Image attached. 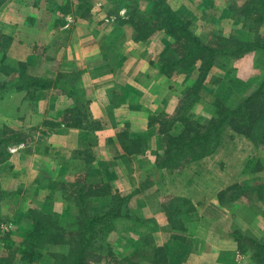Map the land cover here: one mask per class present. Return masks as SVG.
Wrapping results in <instances>:
<instances>
[{
    "label": "rangeland",
    "instance_id": "1",
    "mask_svg": "<svg viewBox=\"0 0 264 264\" xmlns=\"http://www.w3.org/2000/svg\"><path fill=\"white\" fill-rule=\"evenodd\" d=\"M87 1L89 3L92 1L95 5L94 0H76V2L68 0L66 10L69 12L73 10L69 4L79 5L81 6L80 11H76V14L82 20H88L90 4ZM150 1L155 0H114V10L107 11L108 15L104 17L114 16L119 12V7L129 6L128 11L132 22L128 30L135 35L133 26L138 20L149 23L152 17ZM160 2L165 3L171 9L168 1ZM202 7H204L203 12L189 13L190 21L183 19L188 29L202 42L215 48H222L228 44L257 43L264 45V0H207ZM149 31L152 32L150 37H159L157 43L159 46H162L163 42L160 37L169 38V44L173 43L164 29L155 28ZM61 40L58 39L55 44H52L47 54L44 51L38 52L47 55L46 65H49L48 62H53L54 57L61 52L58 48ZM9 46L8 42L3 43L4 49ZM169 46L165 45V49H162L157 56L158 67H161L162 63L171 61L172 57L169 53L166 54ZM4 49L0 43L2 57L6 52ZM65 53L63 52L58 57H62ZM2 60L0 71L3 67ZM53 66L54 63L51 64V67ZM34 69L35 72H40ZM176 71L172 70V73L163 74L167 80L164 85L168 86L169 96H175L178 92L176 109H168L172 105L169 102L165 106V110L173 112V115L167 114L168 120L165 119V124L167 128L171 127L169 134L171 138H176V141L171 145L170 138L167 142L162 137V140L157 143L160 153L157 156L149 155L152 161L164 170L160 172V177H156L159 180L158 186L163 188L164 193L160 195V199L154 201L152 208L150 206L142 210V206L139 207V201L136 202L141 195L140 190L126 189L118 178L109 180L99 177L101 181L97 182L98 175L91 176L87 180L82 179L76 190L75 181L69 180L71 185L60 190L61 194H58L57 190L61 182L52 178L47 180L46 185L41 182V185L27 187L28 189L14 195L13 200V197H6L2 206L0 203V208L3 209V211L0 209V213L2 212L0 256H5L3 259H7L5 264H18L8 257L7 254L10 252L6 249L5 240L11 241L12 247L17 245L24 232L31 226V222L25 217L30 209L56 219L55 231H59L57 240L41 244L42 264H68V262L71 264V261H76L78 251L74 248V243L78 241V233L86 227L83 216L91 214L102 216L106 212L112 215L117 211H120L122 217L113 220L105 217L93 229L94 234L86 253V264H196L199 262L201 264H258L255 261L257 251L255 246L264 245V90L259 91L253 106L250 105L253 102L251 101L241 113L229 118L233 119V124L236 122L240 127L235 124L238 128L234 131L227 125L223 126L216 145H207L206 150L209 152L201 158H198L193 147L192 150L185 149L179 152L183 156L178 158L175 164L174 155L180 149L176 145L181 141L179 137L183 134L186 123L173 122L169 126V119H173L176 115L179 116L176 114L179 107L180 115L188 116L190 120L208 121L211 117H215L214 102L224 95L226 98L221 101L222 107L235 110L264 82V49L250 51L239 57L219 55L202 87L195 94V102L191 106H189V101L194 96L184 98L182 95L193 88L198 72L192 70L186 74ZM11 79L9 75H0V95H3L2 101L6 103L15 99L12 90H6ZM22 80L25 83V78ZM55 99L57 102H62V99ZM181 99L182 104L180 105L178 103ZM49 100L52 101V99ZM24 101L26 104L29 102L30 105L33 103L32 98L26 97ZM29 112H32V109L24 108L22 117L25 118ZM33 112L36 118L42 109H35ZM14 116L9 106L0 105V164L8 158L7 152L13 151L11 148L13 144L34 136L32 129L26 126L27 121L24 120L21 123L24 125L21 129L18 126L20 123L14 122ZM165 116L161 115L159 119L163 120ZM197 124L200 122L198 121ZM239 128L244 132H240ZM191 129L192 127H188L190 133H196ZM13 134L18 137L14 138ZM161 136H163L162 133ZM170 151H172L171 154ZM150 157L142 158V160L147 163ZM192 158L195 162L183 163L179 168L181 161ZM170 159H173V164ZM177 164H180L178 168L175 166ZM83 183L86 185L81 188L84 189L82 197L86 201L85 208L80 206L81 196L78 197L77 194V190ZM146 186L148 182L141 190ZM174 194L187 197L185 199L180 196H168ZM47 195H50V198L45 200ZM208 200L213 201L217 206L213 204L210 210L208 208L202 210V207L208 204ZM4 203L6 210L3 207ZM11 203L13 209L16 203L14 211ZM82 209L84 212L80 213ZM191 209L193 213L189 215H195L196 218L195 222H191L194 227L190 224L189 229H185L180 217L185 211L192 212ZM125 213L128 216H124ZM163 225H168L169 230L163 228ZM198 233L208 235L205 239L207 243L210 242V248L213 246L219 248L223 245L221 250L211 251L210 249L207 253L192 252L194 248L202 249L201 243L203 246L206 244V241L203 242L202 239V242L200 241ZM138 234L143 241L137 237ZM194 234H196V241L193 240ZM173 237L178 238L177 241L174 240L175 243H173ZM71 248L73 254L70 253ZM142 249H145V252H141ZM63 259L64 262H62Z\"/></svg>",
    "mask_w": 264,
    "mask_h": 264
},
{
    "label": "crops",
    "instance_id": "2",
    "mask_svg": "<svg viewBox=\"0 0 264 264\" xmlns=\"http://www.w3.org/2000/svg\"><path fill=\"white\" fill-rule=\"evenodd\" d=\"M155 1H168L180 20L190 21L189 13L203 12L202 6L207 0ZM94 3L88 2L90 14L88 20H82L76 14L80 11L79 5L69 4L73 10H66L68 0H0V43L4 49L6 41L2 38H7L10 45L4 49V57L0 50L3 59L0 75L12 77L6 90H12L15 97L6 103L0 95V105L12 109L19 128L24 127L21 123L25 120L34 132L31 139L13 144V151L7 152L8 158L0 164L1 206L4 198L41 182L46 185L49 178L61 182L58 194L71 185V179L76 190L84 178L98 175L97 182L101 181L99 177L118 178L126 189L141 191L136 202L139 201L142 210L152 208L154 201L164 194L156 179L164 170L149 155L160 153L157 143L163 136L159 116L173 115L165 110L168 102L172 104L168 109H176L178 92L169 96L168 86L164 85L166 79L156 62L164 46L170 45L169 38L160 37L162 46L157 44L158 36L134 40V33L128 30L132 22L129 6L119 7V12L107 18L104 17L107 11L114 10V0H94ZM58 39H62L58 46L61 52L46 65V54ZM43 51L45 55L38 53ZM63 52L66 53L59 58ZM26 97L33 99L31 105L27 102V106ZM24 108L32 109L25 118L22 117ZM39 108L42 112L35 118L33 111ZM145 157H150L147 163L142 160ZM147 182L148 186L141 190ZM84 187L83 183L77 190L78 197L83 196L81 188ZM207 203L202 210H210L214 204ZM15 205L13 209L11 203L13 211ZM3 207L6 210L5 203ZM195 220V215L181 216L185 229ZM168 227L163 225L167 231ZM198 235L201 242L208 237ZM207 242L204 246L200 244L202 249L194 248L192 252L207 253L210 249L221 250L223 246L210 248Z\"/></svg>",
    "mask_w": 264,
    "mask_h": 264
},
{
    "label": "trees",
    "instance_id": "3",
    "mask_svg": "<svg viewBox=\"0 0 264 264\" xmlns=\"http://www.w3.org/2000/svg\"><path fill=\"white\" fill-rule=\"evenodd\" d=\"M83 5V4H82ZM151 5V19L148 22L138 20V22L133 26L135 35L133 36L134 40L137 41H145L150 38V35L152 32L149 30H154L155 28L157 30H163L166 31L167 35L173 40L172 44H170L168 48L169 55L172 57L171 61L169 63H162V66L160 67V71L162 74H167L169 72L172 73V70L176 71L177 73H190L192 70H196L198 72V78L195 81L193 88L187 90L182 97H188L194 96L192 100H190V105L195 102V98L197 94V91L202 87L207 74L209 71L213 68L216 62V58L219 55L225 54V55H232L235 57H239L242 54L248 53L250 51H255L258 49H264V45L261 44H238V45H231L228 44L222 48H215L210 45H207L206 43L202 42L200 38H198L190 29L187 27V23H184V21L180 20L176 14L163 2L160 1H150ZM81 6H79L80 8ZM3 41H8L7 38H2ZM167 55V56H169ZM168 60L169 58L166 57ZM165 60V58L163 59ZM264 90V82L261 83L260 87L256 92H254L252 95L247 97L242 103L239 104V106L235 110H227L222 107V100L226 98V96L219 97L218 101L214 102V113L215 117H211L208 121L205 120H199L194 119L190 120L191 118L185 115H180V108L178 107L176 110V115L173 119H169L170 124L173 122H185V130L183 131V134L179 137L181 139L180 143L176 146L180 149H178L174 155L175 158V164L178 161V158H181L183 155H180L179 152H182L185 149L192 150L194 147V152L197 154L198 158H201L208 154V150H206L207 145L215 146L217 143V139L220 135V130L223 126H229L234 131L240 127L235 122L233 124V119H229L233 116H236L237 114L241 113L246 105H248L249 102H251V106H253L256 101L257 94L259 91ZM178 104H182V99ZM179 106V105H178ZM161 116V115H160ZM159 116V117H160ZM164 116V115H163ZM167 116L163 117V120L159 119V125H160V134H163V140L169 141L167 139L170 138L171 145L175 144L176 138H171V135L169 134V129L167 128L165 124V119ZM200 122V124H197V122ZM203 123H202V122ZM238 126H236V125ZM188 127H192L191 130H195L196 133H190L188 130ZM240 132H244L243 129H240ZM13 137L17 138L18 135L13 134ZM19 142V141H18ZM174 148V147H172ZM205 148V149H204ZM212 150V149H211ZM172 151L169 153L171 154ZM179 154V155H178ZM171 163L173 164V159H170ZM195 162V159H185L183 162L181 161V165L179 168L182 167V164H188L189 162ZM178 164L175 165L178 168ZM81 192V191H79ZM80 206L85 208L86 201L84 197L81 196L79 200ZM171 208V207H170ZM170 210V209H169ZM192 210V209H191ZM84 209L81 210L80 213H83ZM192 212L185 211L184 214H190ZM114 217H113V216ZM110 215V213L106 212L102 216H96V215H87L83 216L85 217L83 221L86 223V227L83 228L80 233H78V241L74 243V248L78 251V255L76 258V261H71V264H86V253L89 250V242L94 234L93 229L97 226V224L102 220L105 219V217L110 218V220L118 219L119 217H122L120 211L114 212ZM124 216H128L127 213H125ZM26 220L31 222V226L26 230L22 236V238L17 242V245L15 247H12V242L6 239V249H8L10 253H8V257L16 261L18 264H42V258L43 255L41 253L42 245L52 240H57V234H59V231H55V226L57 223H55L56 219H53L49 215L41 214L39 211L30 209L26 213ZM181 218V217H180ZM128 219H130L128 217ZM54 226V227H53ZM140 241L142 240V237L138 234ZM173 243H175L174 240H178L177 237L172 238ZM11 242V243H10ZM42 244V245H41ZM73 248V247H72ZM71 248V254H73V249ZM256 251V258L255 261L258 264H264V245H256L255 246ZM73 252V253H72ZM141 252H145V249H142ZM6 255V257H7ZM5 257V256H4ZM4 257L0 256V264H5L7 259H3ZM67 259V258H66ZM128 261V260H127ZM64 262V259L63 261ZM70 264V262H68Z\"/></svg>",
    "mask_w": 264,
    "mask_h": 264
}]
</instances>
